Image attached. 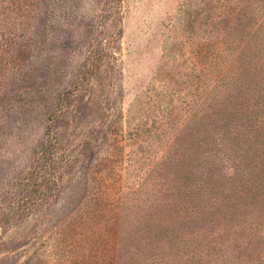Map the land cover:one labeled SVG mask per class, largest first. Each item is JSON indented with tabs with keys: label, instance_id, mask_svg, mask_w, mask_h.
<instances>
[{
	"label": "rangeland",
	"instance_id": "rangeland-1",
	"mask_svg": "<svg viewBox=\"0 0 264 264\" xmlns=\"http://www.w3.org/2000/svg\"><path fill=\"white\" fill-rule=\"evenodd\" d=\"M204 1L0 0V264H120L130 212L163 184L179 207L201 138L185 30ZM246 14L240 47L254 25ZM199 27L212 31L204 16ZM259 97L264 114V85ZM241 130L264 140V119ZM263 154L252 171L264 172ZM255 191L261 209L264 178Z\"/></svg>",
	"mask_w": 264,
	"mask_h": 264
},
{
	"label": "trees",
	"instance_id": "trees-1",
	"mask_svg": "<svg viewBox=\"0 0 264 264\" xmlns=\"http://www.w3.org/2000/svg\"><path fill=\"white\" fill-rule=\"evenodd\" d=\"M247 3L206 0L202 9L189 13L185 31L191 36L187 44L195 78L191 135L201 138L198 146L192 144L193 165L187 184L177 193L179 207L168 208L163 184L153 199H147L150 202L130 212L135 217L128 219L121 239L120 264L123 260V264H264V206L259 209L253 202L255 180L264 178V172L252 171L250 166L254 153L259 159L264 151V140L255 142L257 136L241 130L246 126L254 133L264 119L257 107H263L259 95L264 85L260 62L264 10ZM246 12L253 16L254 32L245 36L246 44L240 47L244 31L239 26ZM200 16L212 26L208 36L196 33ZM197 36L202 43L196 44ZM200 115L208 116L203 124L197 123ZM238 121L245 125L238 128ZM219 141L224 146L215 151ZM240 148L246 151L243 158ZM261 159L264 162V154Z\"/></svg>",
	"mask_w": 264,
	"mask_h": 264
}]
</instances>
